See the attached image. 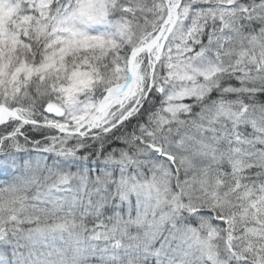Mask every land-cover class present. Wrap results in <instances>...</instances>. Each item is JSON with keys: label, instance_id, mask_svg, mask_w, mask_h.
<instances>
[{"label": "snow or ice", "instance_id": "1", "mask_svg": "<svg viewBox=\"0 0 264 264\" xmlns=\"http://www.w3.org/2000/svg\"><path fill=\"white\" fill-rule=\"evenodd\" d=\"M0 264H264V0H0Z\"/></svg>", "mask_w": 264, "mask_h": 264}]
</instances>
